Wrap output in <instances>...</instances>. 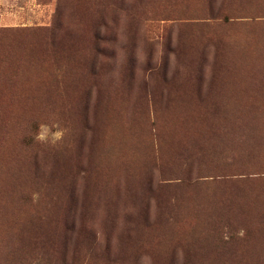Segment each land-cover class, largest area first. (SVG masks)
<instances>
[{"label":"rangeland","instance_id":"obj_1","mask_svg":"<svg viewBox=\"0 0 264 264\" xmlns=\"http://www.w3.org/2000/svg\"><path fill=\"white\" fill-rule=\"evenodd\" d=\"M0 264H264V0H0Z\"/></svg>","mask_w":264,"mask_h":264}]
</instances>
